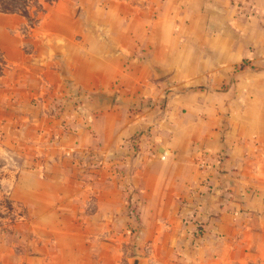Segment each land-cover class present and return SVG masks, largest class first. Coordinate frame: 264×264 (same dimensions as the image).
<instances>
[{"label": "crops", "instance_id": "0c3cea01", "mask_svg": "<svg viewBox=\"0 0 264 264\" xmlns=\"http://www.w3.org/2000/svg\"><path fill=\"white\" fill-rule=\"evenodd\" d=\"M34 35L3 48L32 221L0 264H264V0H50Z\"/></svg>", "mask_w": 264, "mask_h": 264}, {"label": "rangeland", "instance_id": "374dc122", "mask_svg": "<svg viewBox=\"0 0 264 264\" xmlns=\"http://www.w3.org/2000/svg\"><path fill=\"white\" fill-rule=\"evenodd\" d=\"M50 0H0L1 9H11L12 13L24 20V24L12 28L9 33L0 32V77L8 75V66L3 54H38L40 52L38 43L35 40V31L39 26L42 14L43 3ZM3 13V12H1ZM3 21H0V25ZM98 32V30H97ZM12 34L16 35L19 40L20 51L13 52L9 47L13 45ZM10 50V51H9ZM54 54V53H53ZM4 124L0 123V232L11 231L17 228L19 239L23 243L24 230L26 225L32 220L25 218L24 206L17 203L11 194V181L19 171L20 166L24 165L22 152L24 149L17 147V144H11L3 139ZM16 226V227H15Z\"/></svg>", "mask_w": 264, "mask_h": 264}, {"label": "built area", "instance_id": "2783aa9c", "mask_svg": "<svg viewBox=\"0 0 264 264\" xmlns=\"http://www.w3.org/2000/svg\"><path fill=\"white\" fill-rule=\"evenodd\" d=\"M221 159V158H220ZM202 168H207L205 165L201 166ZM128 208H129V213L132 217H135L137 215V208L135 204H131V202H128ZM199 231L202 229V227H198Z\"/></svg>", "mask_w": 264, "mask_h": 264}, {"label": "trees", "instance_id": "16d2710c", "mask_svg": "<svg viewBox=\"0 0 264 264\" xmlns=\"http://www.w3.org/2000/svg\"><path fill=\"white\" fill-rule=\"evenodd\" d=\"M1 12H3V13H12L13 11L11 9L5 8V9H1Z\"/></svg>", "mask_w": 264, "mask_h": 264}]
</instances>
